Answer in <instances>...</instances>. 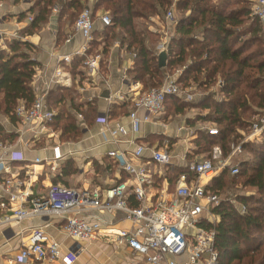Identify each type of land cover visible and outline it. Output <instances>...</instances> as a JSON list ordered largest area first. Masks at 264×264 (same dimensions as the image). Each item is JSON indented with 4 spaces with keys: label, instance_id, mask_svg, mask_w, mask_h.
<instances>
[{
    "label": "trees",
    "instance_id": "obj_1",
    "mask_svg": "<svg viewBox=\"0 0 264 264\" xmlns=\"http://www.w3.org/2000/svg\"><path fill=\"white\" fill-rule=\"evenodd\" d=\"M253 1L94 0L90 8L95 23L100 12L110 15L112 23L104 25L102 30H94L89 53L99 51L97 47L102 45L100 49L105 57L113 42L121 39L122 45L135 59L132 78L143 83L144 91L160 87L165 74L164 68L159 66L155 45L152 46L158 43L159 35L150 32L140 20L164 17L173 7L179 12L175 35L167 50L166 67L171 74L181 72L178 82L182 88L194 85L202 94L194 100L169 96L164 115L174 118L199 109L194 117L187 119V125L195 127L198 122L210 123L211 127L218 129V134H210L206 128H196L193 151L186 155L184 163H176L167 173L171 184L184 173L192 178L190 164L197 161L198 156L210 157L217 145L223 148L225 157L231 153L233 144L240 145L260 164V175L264 173V131L260 140L247 139L252 124L264 114V34L259 19L256 16L251 19ZM87 2L32 0L33 5L20 18L28 20L27 31L33 33L48 22L59 5L60 21L73 25L83 9L89 7ZM248 34L251 35L246 37ZM98 36L104 40L99 42ZM8 45V49L0 48V111L13 116L20 100L31 105L37 98L32 83L38 62L24 52L25 48H32L29 41L12 39L8 40ZM84 59V56H76L71 68L74 76L81 75V79L85 77L81 70ZM220 82L224 85L218 94L214 89ZM48 102L57 112L53 127L62 131V140L78 139L83 131L72 110L85 113L84 121L88 125L97 119V105L90 102L85 110L86 104L79 101L73 85L51 91ZM130 109L131 101H126L121 112L129 114ZM5 137L13 139L15 135ZM168 138L157 134L138 139V142L145 139L154 145L168 141L171 148L173 138ZM0 139L4 140V137ZM105 160L112 167L119 166L109 156ZM73 167L75 164L70 161L62 174H72ZM228 175H232L229 169H223L210 182L208 189L219 194L227 189L234 191L227 183ZM64 176L56 178L55 184L71 187ZM131 203L136 205L133 201ZM241 207H246V212H242ZM213 212L219 219L212 223L205 221L203 225L216 232L218 264H264V190L260 188L257 194H237L221 199Z\"/></svg>",
    "mask_w": 264,
    "mask_h": 264
},
{
    "label": "built area",
    "instance_id": "obj_2",
    "mask_svg": "<svg viewBox=\"0 0 264 264\" xmlns=\"http://www.w3.org/2000/svg\"><path fill=\"white\" fill-rule=\"evenodd\" d=\"M251 15L259 19L264 34V0L253 1ZM167 17L174 20V12L169 10ZM101 21L107 26L112 23L108 14L101 16ZM94 30L92 10L89 7L84 8L75 21V31L84 37V43L74 54L59 56V64L44 94L37 96L31 105L25 101L20 102L13 112L17 124L22 127L18 130L21 135L29 132L32 137H40L43 134L55 136L53 123L57 112L47 101V96L52 87L73 85V76L65 68L66 65H72L76 56L85 57L82 69L88 80L101 72L102 53H89L94 41ZM13 39L25 40L21 37ZM0 48H5L2 43ZM26 52L30 54L31 50L26 49ZM220 85L223 86L224 83L220 82ZM183 93L184 89L178 82V76L169 75L160 87L144 91L132 100L133 106L126 122L112 123L106 115L100 116L97 119L101 124L100 133L114 143H119L120 136L130 132L138 134L144 123L155 121L165 113V103L169 96H182ZM119 99L127 100L124 94H120ZM188 99H192L191 94ZM206 129L210 134H218L215 127ZM263 131L264 114L252 124L247 139H261ZM131 142L134 143L135 140ZM134 145L130 155L119 149L107 153L129 175V182L106 189H79L52 184L46 194H34L20 173L14 171V162L25 160L23 152L0 140V183L9 200L8 203L1 201L0 206L10 210L0 217V224L32 216L55 214L64 221L63 230L69 236L81 240L112 237L118 246L126 245L134 255L143 257L148 264H218L216 232L203 223L214 222L216 214L213 208L219 205L222 198L219 193L208 189V185L225 168L233 175L240 174V165H232V154L225 157L223 148L217 145L210 157H201L190 164L192 178L184 173L176 183L171 184L167 173L174 169L176 163L169 144H157L150 148L140 143ZM52 149L53 156L47 161L52 170H57L59 161L66 153H63L61 143ZM232 149L235 152L242 150L240 145L234 144ZM146 152L149 153V158ZM188 152L191 151H186L184 159ZM68 153L71 154V151ZM36 161L40 162L39 159ZM158 178L160 179L157 183ZM170 185H174L173 190ZM96 209L121 212L124 219L132 223V227L116 228L112 222L89 219L87 213ZM241 211L246 212V207H242ZM62 256L61 243L44 231L36 229L30 239L23 243L15 261L24 263L38 260L54 263Z\"/></svg>",
    "mask_w": 264,
    "mask_h": 264
},
{
    "label": "crops",
    "instance_id": "obj_3",
    "mask_svg": "<svg viewBox=\"0 0 264 264\" xmlns=\"http://www.w3.org/2000/svg\"><path fill=\"white\" fill-rule=\"evenodd\" d=\"M87 3L91 8L94 0H88ZM32 5V0H0V43L5 49L9 48L8 40L15 37L25 38L31 43L32 48H25L24 52L27 53L26 49H30L31 53L27 54L38 62L32 85L36 96H39L46 92L47 84L59 64V56L77 52L84 43V37L75 31V22L70 25L65 19L64 23H62L63 20L60 21L59 5L54 8L48 22L40 30L28 33V20H22L20 15L30 9ZM101 16L103 14L100 12L95 23V30H102L105 27ZM253 18L254 16L251 15L252 20ZM155 19L157 20V17ZM160 20L157 21L158 25L154 24L153 26L159 35L158 51L156 50L158 55L162 51L167 53L169 44L175 35L179 15L175 20L169 18ZM250 35L248 34L246 37ZM97 39L99 42L102 41V37L98 36ZM100 47L102 46L100 45ZM98 50L95 52L102 53L100 48ZM103 58L101 72L90 80L87 77L81 79V75L75 77L71 69L72 65H66L65 69L73 76V86L78 92L79 101L86 104L85 110L88 109L87 104L91 102L97 105V119L106 115L112 123L126 122L128 113L121 112L123 104L126 101H131L132 109V100L144 92L143 83L132 78L135 59L127 52L119 38L113 42L110 51L105 57L103 55ZM81 70L83 69L81 68ZM175 73L177 72L173 74ZM164 74L165 78L173 75L169 73L167 67H164ZM180 74L179 72L178 77ZM58 88L60 86L50 89L47 101L51 91L58 90ZM220 88L221 85L218 84L214 90L219 94ZM183 89L182 96L185 100H189L188 95L190 94L192 95L191 100L199 98L202 94V91L194 85ZM120 94H124L127 100L119 99ZM22 101L24 100H20L19 103ZM72 113L83 131L78 139L70 138L63 141L61 139L62 131L55 127V136L43 134L40 137H32L29 132L21 135L18 130L22 127L17 124V118L0 111V128L2 130L0 137H4V140H0L10 143L17 151L23 152L25 160L14 162V171L20 173L21 178L25 179L34 194H46L49 187L55 184L56 178L64 176L62 171L70 161L75 164L73 173L64 177L69 181L71 187L106 189L122 182H129V175L121 167L115 168L107 164L105 159L108 156V151L119 149L130 155L135 148V143L143 144L148 148L159 144L156 142L151 145L145 139L138 142V139L157 134H163L169 137L168 139L184 138L182 140L186 142L185 151H193L192 140L197 136L198 129L196 128H205V125L202 124L200 127L187 125V119L195 115L194 110L174 118L172 116L165 117L163 114L155 121L144 123L138 134L134 135L130 132L128 135L120 136L119 143H114L111 139H106L101 135V124L97 119L92 125H88L84 121L85 113L75 110H72ZM8 134H14L15 138L5 137ZM132 140L135 142L132 143ZM59 143L62 144V151L64 154L66 153V156L59 161V168L52 170L47 160L53 156V146ZM69 151L71 154L68 153ZM146 153L148 157L149 153ZM173 153L174 159H179L178 161L174 160L175 163L185 162L186 159L183 157L185 153L179 154L174 150ZM37 159L40 162H37ZM1 177L0 175V182L2 181ZM169 187L172 189L171 185ZM1 201L9 202L8 194L0 183ZM8 212H10L8 208L4 209L0 206V217ZM87 216L91 220L102 219L112 222L116 228L132 227V223L125 220L121 212H106L96 209L88 212ZM218 219L219 217L215 215L214 222ZM63 223L64 221L58 215L49 214L0 224V264H148L143 257L134 255L126 245L118 246L112 237L101 236L97 240H81L71 237L63 230ZM36 229L44 231L49 237L61 243L63 256L59 261L54 263L38 260H29L24 263L15 261L23 243L30 239L32 232Z\"/></svg>",
    "mask_w": 264,
    "mask_h": 264
},
{
    "label": "rangeland",
    "instance_id": "obj_4",
    "mask_svg": "<svg viewBox=\"0 0 264 264\" xmlns=\"http://www.w3.org/2000/svg\"><path fill=\"white\" fill-rule=\"evenodd\" d=\"M171 9L174 12V16H175V19H176L178 17V15H179V12L176 11L174 7L171 8ZM167 13H166V15L164 17H159V18L157 17V20L155 19V17H153V18H151L149 20L141 19L140 21L148 28V30L150 32H153V34H158L157 30L153 26H154V24H155V26H156V24L158 25L157 21L160 20V19L161 20H166L168 18L167 17ZM76 19H77V17H76ZM154 20H156V21H154ZM154 45H155V49L158 51L157 42L155 44L153 43L152 46H154ZM97 48H101V47L98 46ZM179 72H177L175 74L178 76ZM198 111H199V109H194L195 113H197ZM201 124L205 125V128H209V127L212 126L210 123L198 122V125H196V127H200ZM212 128H214V127H212ZM182 139H184V138H182ZM182 139H173V146L171 147L172 151L174 150V151H176L179 154L180 153L181 154L186 153V151H185L186 150V145H185L186 142L184 140H182ZM63 141H66V140H63ZM167 143H168V141H167ZM204 154H206V153H204ZM231 154L232 155L230 157V163H232V165L236 164V163L240 165V174L235 175V176L232 174L231 176L228 175L226 177V179L228 181L227 182L228 185L230 187H232V189L234 191H232L230 189L225 190V192H222L220 194L221 198L222 199H228V198L234 197L237 194H246V193L251 194L252 192H253V194H257V191L260 188H262L264 190V173L262 174V176L260 175L261 166H260L259 163H256V161H255L256 159L253 157V155L251 153H249L247 150L243 151V149L242 150H238L236 152L232 149ZM203 156H205V155H203ZM199 157L200 156H198V159L201 158V157L200 158ZM174 160L178 161L179 159H174ZM245 162H250V164L246 165L247 163L245 164ZM171 187H172V190H173L174 185H171Z\"/></svg>",
    "mask_w": 264,
    "mask_h": 264
},
{
    "label": "water",
    "instance_id": "obj_5",
    "mask_svg": "<svg viewBox=\"0 0 264 264\" xmlns=\"http://www.w3.org/2000/svg\"><path fill=\"white\" fill-rule=\"evenodd\" d=\"M167 64V53L165 51H162L159 55V66L161 68L166 67Z\"/></svg>",
    "mask_w": 264,
    "mask_h": 264
}]
</instances>
